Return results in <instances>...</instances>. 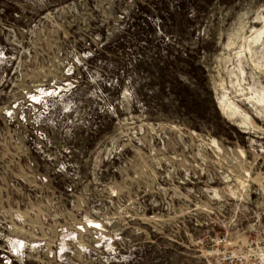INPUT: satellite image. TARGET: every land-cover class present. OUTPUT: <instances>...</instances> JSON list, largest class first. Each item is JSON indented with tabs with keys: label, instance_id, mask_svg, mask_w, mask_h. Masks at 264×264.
I'll list each match as a JSON object with an SVG mask.
<instances>
[{
	"label": "rangeland",
	"instance_id": "rangeland-1",
	"mask_svg": "<svg viewBox=\"0 0 264 264\" xmlns=\"http://www.w3.org/2000/svg\"><path fill=\"white\" fill-rule=\"evenodd\" d=\"M145 24L204 67L218 135L117 93ZM260 32L264 0H0V264L264 263Z\"/></svg>",
	"mask_w": 264,
	"mask_h": 264
},
{
	"label": "trees",
	"instance_id": "trees-1",
	"mask_svg": "<svg viewBox=\"0 0 264 264\" xmlns=\"http://www.w3.org/2000/svg\"><path fill=\"white\" fill-rule=\"evenodd\" d=\"M164 13L167 15V11ZM166 29L169 30L168 27ZM151 32L153 28L147 24L137 26L132 32L131 37L145 39L133 44L138 56L127 60L136 81L133 86L128 85L125 66L120 64L115 84L117 93L127 84L128 94L138 98L146 115H174L182 121L190 120L195 131L200 130L203 121L210 122L207 115L217 131L214 135H218V131L229 124L221 118L211 99L204 67L190 50H175L173 46H162L147 39ZM125 46L124 41L118 43L121 50Z\"/></svg>",
	"mask_w": 264,
	"mask_h": 264
},
{
	"label": "built area",
	"instance_id": "built-area-1",
	"mask_svg": "<svg viewBox=\"0 0 264 264\" xmlns=\"http://www.w3.org/2000/svg\"><path fill=\"white\" fill-rule=\"evenodd\" d=\"M223 262L224 264H241L242 258L239 257L238 255L224 256ZM260 264H264V263H260Z\"/></svg>",
	"mask_w": 264,
	"mask_h": 264
},
{
	"label": "bare ground",
	"instance_id": "bare-ground-1",
	"mask_svg": "<svg viewBox=\"0 0 264 264\" xmlns=\"http://www.w3.org/2000/svg\"><path fill=\"white\" fill-rule=\"evenodd\" d=\"M264 35V32H260V33H258L254 38H253V41L254 42H256V41H258V39L260 38V37H262ZM262 102V101H261ZM226 108V107H225Z\"/></svg>",
	"mask_w": 264,
	"mask_h": 264
}]
</instances>
